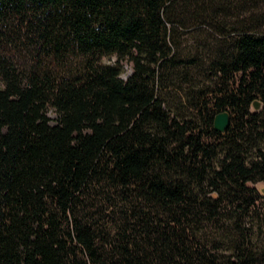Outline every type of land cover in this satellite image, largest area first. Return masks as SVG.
<instances>
[{"label": "trees", "instance_id": "trees-1", "mask_svg": "<svg viewBox=\"0 0 264 264\" xmlns=\"http://www.w3.org/2000/svg\"><path fill=\"white\" fill-rule=\"evenodd\" d=\"M257 183L264 0H0V264H264Z\"/></svg>", "mask_w": 264, "mask_h": 264}, {"label": "water", "instance_id": "water-1", "mask_svg": "<svg viewBox=\"0 0 264 264\" xmlns=\"http://www.w3.org/2000/svg\"><path fill=\"white\" fill-rule=\"evenodd\" d=\"M261 102L254 101L252 108L253 110H259L261 108ZM230 113L228 111H221L215 115L213 121V127L218 132H224L230 125ZM261 194L264 195V187L257 188Z\"/></svg>", "mask_w": 264, "mask_h": 264}, {"label": "rangeland", "instance_id": "rangeland-1", "mask_svg": "<svg viewBox=\"0 0 264 264\" xmlns=\"http://www.w3.org/2000/svg\"><path fill=\"white\" fill-rule=\"evenodd\" d=\"M125 72H130V67L126 66V71ZM256 188L264 187V183H257Z\"/></svg>", "mask_w": 264, "mask_h": 264}]
</instances>
